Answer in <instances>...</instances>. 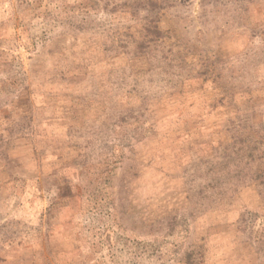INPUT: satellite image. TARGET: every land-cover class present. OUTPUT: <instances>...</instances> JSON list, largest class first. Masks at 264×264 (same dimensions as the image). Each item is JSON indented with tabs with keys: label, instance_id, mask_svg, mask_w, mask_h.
<instances>
[{
	"label": "rangeland",
	"instance_id": "374dc122",
	"mask_svg": "<svg viewBox=\"0 0 264 264\" xmlns=\"http://www.w3.org/2000/svg\"><path fill=\"white\" fill-rule=\"evenodd\" d=\"M0 264H264V0H0Z\"/></svg>",
	"mask_w": 264,
	"mask_h": 264
}]
</instances>
